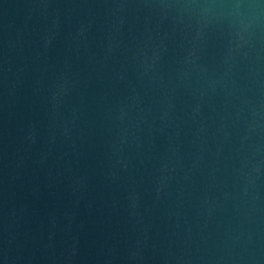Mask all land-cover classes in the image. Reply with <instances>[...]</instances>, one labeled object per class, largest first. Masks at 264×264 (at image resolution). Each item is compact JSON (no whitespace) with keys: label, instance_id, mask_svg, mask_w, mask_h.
<instances>
[{"label":"water","instance_id":"water-1","mask_svg":"<svg viewBox=\"0 0 264 264\" xmlns=\"http://www.w3.org/2000/svg\"><path fill=\"white\" fill-rule=\"evenodd\" d=\"M0 264H264V0H0Z\"/></svg>","mask_w":264,"mask_h":264}]
</instances>
